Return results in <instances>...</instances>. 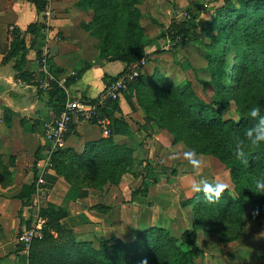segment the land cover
Segmentation results:
<instances>
[{"label":"rangeland","instance_id":"1","mask_svg":"<svg viewBox=\"0 0 264 264\" xmlns=\"http://www.w3.org/2000/svg\"><path fill=\"white\" fill-rule=\"evenodd\" d=\"M215 2L55 0L54 10L55 21L59 14L74 18L80 30L98 42V51L106 45L109 53L104 56L109 60L130 46L132 38L135 40L140 35L146 40L155 39L175 20L200 15L210 23L213 12L206 11ZM218 22L225 28L222 27L221 33L218 28L205 32L198 30L183 42L159 43L158 51L147 53L143 73L147 72L148 80L163 77L164 84H148L127 92L126 96L132 100V104L128 100L131 110L141 112L143 125L137 120L136 124L132 123L140 132L146 131L139 137L146 148L142 146L137 155L145 157V163L140 164L139 176L143 178L144 188L149 190L147 193L141 192L132 198L140 183L129 182L127 176L122 181L133 168L131 144L120 145V148L129 149L125 156L131 158V164L124 161L127 170L118 176L116 172H121V168L113 171L112 163H88L87 154L78 161L80 156L75 155V166L81 167L77 174L85 180L82 185L87 190L93 188L103 196L104 186L110 184L107 191L115 196L108 201L119 204L127 201L121 208L123 211L117 210L111 221L113 229L119 226L118 223L126 229L115 231L116 237L100 240L93 249L89 247V240L65 230L63 222L67 214L57 213L51 218L53 240L41 244L36 251L47 260L39 264H106L99 252L101 243L104 242L108 249L115 247L116 240L132 244L138 234L148 229H158V232L139 242L137 248L131 247L135 253L142 254V262L138 259L137 264L145 261L147 264H189L190 245L184 238L187 232L191 233L199 251L193 264H264V201L261 206L257 201L264 194L254 193L255 180L264 174V146L248 151L247 170L244 174L241 169L237 170L236 180L232 179L233 173L227 166L235 157L234 137L242 136L255 123L249 115L250 109L261 106L264 114V3L248 7L246 14L236 5V11L223 15L215 26ZM138 29H143L140 34H137ZM234 66L237 67V81L231 80L234 84L227 89L224 87L227 72ZM182 91L193 92L207 105H213L221 96L227 105L222 111L227 124L220 130L207 128L204 112L198 106L192 107L181 101ZM153 124L172 138V148L168 152L161 148L160 142L152 140L149 127ZM190 124L196 127V133ZM221 133L224 139H221ZM199 150L203 154L198 153ZM186 151H195L199 156L202 161L199 168L189 164L184 155ZM105 154L113 157L114 163L123 156L112 148ZM148 163L155 168L147 172L145 166ZM90 165L94 166L93 172L89 171ZM201 179L222 182L227 187L218 200L203 198L196 202L197 193L192 191V184ZM182 185L187 186V197L183 195ZM201 201L204 203L200 204ZM257 205L260 219L252 220L250 216ZM97 207L101 211L104 209L102 204ZM75 245H79L87 257L85 262L76 257ZM121 253L122 250L117 251V254ZM118 263L130 264L126 256L117 259L115 264Z\"/></svg>","mask_w":264,"mask_h":264},{"label":"crops","instance_id":"2","mask_svg":"<svg viewBox=\"0 0 264 264\" xmlns=\"http://www.w3.org/2000/svg\"><path fill=\"white\" fill-rule=\"evenodd\" d=\"M73 19L59 14L53 27L48 32L43 31V37L37 38L28 31L30 26L41 20L34 3L30 0H0V93L4 102L0 106V264H28L29 253L18 243V235L24 227L31 225L36 212L42 215L48 207H53L55 212L65 209V230L89 240L94 248L100 240L116 237L115 231L118 233L126 229L121 227L122 223L113 229L111 221L117 210L123 211L121 208L126 206L124 203L127 201L120 204L108 201L115 196V193L107 191L110 184L104 186L103 196L93 188L87 190L82 185L85 180L77 174L79 166H75L73 156L89 154L87 159H100L111 148L101 143L104 140H113L112 143L117 147L131 144L134 150L133 168L130 174L127 172L123 176L122 181L127 176L130 177L129 182L140 183L136 191L143 185L139 168L140 164L145 163V157L137 153L141 152L143 146L139 137L144 130L140 132L132 123L139 121L143 125V122L141 112L131 110L132 100L128 99L131 97L125 94L118 102V117L127 125L128 133L113 127L112 134L105 136L93 123L74 125L64 150L55 158V167L46 170L45 197L36 195L38 172L44 166L46 150L49 148L44 135V123L58 116L50 104L48 90L41 85L45 76L39 73V58L42 54L39 51L48 50L51 73L59 85L63 79L88 66L83 76L67 87L68 99H95L106 87V77L114 78L126 68L120 61L110 62L102 57L97 50L98 42L80 30ZM13 27L22 32L28 50L26 63L20 73L13 68L12 62L2 64L9 46V31ZM159 43L169 44L164 40L156 41L148 47L147 53L158 51ZM29 76H32L31 83L18 84L20 77L27 79ZM143 76L146 78L147 72L144 71ZM153 125L149 127L152 140L160 142L161 148L168 152L172 148V138L166 131L156 128V124ZM76 188L79 189L78 193H72ZM181 188L187 197V186L182 185ZM70 196L75 199H68ZM101 204L110 209L107 212L105 209L98 210L97 206Z\"/></svg>","mask_w":264,"mask_h":264},{"label":"trees","instance_id":"3","mask_svg":"<svg viewBox=\"0 0 264 264\" xmlns=\"http://www.w3.org/2000/svg\"><path fill=\"white\" fill-rule=\"evenodd\" d=\"M31 2L34 3V5L36 6L37 10L41 13V11L43 10V8L46 6V3L44 2V0H30ZM215 5L212 6L211 8H209L206 13H210L213 12L212 16H211V22L209 23L208 20L204 19L203 17L201 18L200 15H193L190 16L187 19L184 20H175L172 23H170V25L167 27V29H165L157 38L155 39H145L144 36L140 38V35H138L135 40L133 39V43L128 46L125 50H123L122 52L118 53L115 57L110 58L109 61L110 62H114V61H120L123 64L127 66L142 61L143 59H146L147 57V48L149 46H151L154 42L158 41V40H164L169 44H176V43H180L183 42L187 39H189L196 31H212V29L214 28H218V33H221L222 27L224 28V25L222 23L218 22V25L215 26L216 21H218L219 19L222 18L223 15H225L228 12H235L236 11V5L240 6V10L242 11V13L246 14L247 8L251 7L253 5H260L262 3H264V0H215ZM205 14V13H204ZM143 29H138L140 34L142 32ZM29 32L33 33L37 38L41 37V33H43L44 31V26L41 23H37L33 26H30L28 29ZM9 46H8V50L4 53V59L2 61V64H7L12 62L13 63V68L17 71V72H21L25 63H26V55H27V48L25 46V42L23 39V34L22 32L17 29L16 27H13L12 30L9 31ZM43 37V36H42ZM226 38V37H225ZM103 50H100V55L102 57L105 58L104 54H108L109 53V49L106 48V45L102 46ZM41 50L39 51V54H41ZM88 67V66H87ZM87 67L85 65L84 68H81L79 70H77L76 72H74V74L70 75L69 77H67L66 79V83L65 86H60L58 83H51L50 85V89L48 90L49 95H50V100H51V105L52 107L57 111L58 115L61 113V111L63 110L67 100H68V96L66 93V89L67 87L72 84L77 82L85 73V71L87 70ZM235 67V66H234ZM236 69L237 67L233 68L231 71L227 72V81L224 83V87L229 89L232 87V84L230 81L234 80L235 82L237 81V74H236ZM235 74H234V73ZM121 75V74H120ZM120 75L111 78V77H106V85H108L109 83L115 81ZM154 78V77H153ZM151 78V80H148L147 78H145L144 76H142L140 78V80L134 84L133 86L130 87V89L128 90V93H131L132 90H138L139 88H141L144 85H148V84H153V85H159V84H164V78L163 77H156V79ZM32 76H29V78L24 79L20 77V80L26 84L31 83ZM42 92V91H41ZM180 96L182 97L181 101H183L184 103H187L189 106H198L200 108L201 111L204 112V123L207 125V128H211V129H217L220 130V128H222L224 125H226L227 123L223 120L222 118V111L227 107V105L223 102V98H221V96H218L213 105H207L204 102H202L200 99H198L195 95H193V92H190L189 94L185 93L184 91L180 92ZM127 94V92L125 93ZM124 94V95H125ZM90 102L94 101L93 100H89ZM118 102L119 101H110L108 102L106 108L104 109V114L106 116H108L111 120V129L113 130V127L116 128L117 131H122V133H128V129H127V125L124 124V122L122 120L119 119L118 117V113H119V106H118ZM190 126L193 129V132L196 133V127L194 128L191 124ZM112 134V132H111ZM221 139H224V134L221 133L220 134ZM176 139H177V135H176ZM178 141V139H177ZM103 145H110L111 148L113 150H116L118 153H122L123 156H121V159L117 158V162L114 163L112 162V158L113 157H109V155H106L105 153H103L102 157L100 159L95 158H90V159H86V161H91L94 164H111L110 168L115 171L117 170L116 168H121V172L117 173L116 175H120L122 173H124L127 168L126 165H123L124 161H128V164H131V158L126 157V153L128 152V148H120L115 146L112 143V140H104L101 142ZM63 151V150H62ZM61 152V151H59ZM59 152L57 154H59ZM200 154H203V152L199 150ZM57 154L54 156V160H53V167H55V163H56V156ZM89 156V154H87ZM82 157H79V159H77L78 161H81ZM73 160L74 163L77 162L75 156H73ZM114 160V159H113ZM248 160V158H247ZM253 162V161H252ZM248 163V161H247ZM247 163L242 162L241 160H238L236 157H234L232 159V161L230 163L227 164V166L231 169L232 176L235 175L236 172L239 171V169H241L242 174H244L247 170ZM82 165V164H80ZM84 167V165L82 166ZM155 168L151 163L146 164L145 168L148 171H151L153 168ZM164 168V166H163ZM78 169H81V167H79ZM94 166L90 165L89 171L93 172ZM238 170V171H237ZM173 173H176V170H172ZM162 174H164V172H161ZM233 180H236V176H234L232 178ZM156 182V181H154ZM148 183V182H147ZM145 184V183H143ZM150 188V187H149ZM79 189L76 188L75 192H72L74 194L78 193ZM141 192H148L147 187L144 188V185H142L138 191L133 193V198L136 197L139 193ZM254 193L255 190H254ZM257 194V193H256ZM206 199L204 196V193L200 192L197 193L195 195L194 201L198 202L200 199ZM68 199H75L74 196H70V198ZM190 201V200H189ZM240 203V206L242 208V210H244V205L240 202V200H238ZM258 201V204L261 206V204L264 201V196H261ZM204 203L203 201L200 202V204ZM259 205H257V207H255L253 215L250 216V219L252 220H259L260 219V209H259ZM105 212H107L110 208H104ZM60 212H64L66 213L65 209H61L58 212H55L53 207H48L47 210L42 212V216L44 218L48 219V224H47V229L45 231L44 234V238L42 240H37L34 241L30 250H29V257H28V264H39L40 261H47L46 259H44V255L42 254H37V249L41 244H46L48 241L53 240V237L51 235V229L53 228L52 225V220L51 218L53 216H55L57 213L59 214ZM51 220V221H50ZM158 229L154 230V229H148L145 230L144 232H141L140 234H138L137 237H135V239L132 241V244H128L124 241H120V240H116L115 241V247L113 249H108V246L103 242L100 244V249L99 252L101 253L102 258L105 260L106 264H115L117 259H120L122 256H126V260L130 263V264H137V260L140 259V262H142V257L140 258V256L142 254H137L135 253L134 249L132 250L131 247L136 246V248L138 247V243L145 240L146 238H149L151 236H153L154 234H157ZM191 233L187 232L184 235V238L189 241V245H190V252L188 253V255L190 256L189 258L187 257V261L189 262V264H193V258H195L198 254V250L195 246L194 240L191 239ZM75 252H78V254L76 255V257L80 260V262H85L87 260V257L83 255V252L81 250V247L79 245H75ZM90 248L93 247V244L90 243ZM192 247V248H191ZM83 249V248H82ZM118 250H122L123 253L121 254H117ZM82 264V263H81ZM120 264V263H118Z\"/></svg>","mask_w":264,"mask_h":264},{"label":"built area","instance_id":"4","mask_svg":"<svg viewBox=\"0 0 264 264\" xmlns=\"http://www.w3.org/2000/svg\"><path fill=\"white\" fill-rule=\"evenodd\" d=\"M46 6L40 13V23L44 26V32H48L55 21V0H44ZM11 28L10 30H12ZM48 50H43L39 58V73L45 76L41 85L44 89L49 90L51 83H57L48 60ZM146 65V59L133 63L125 68L121 75L113 82L106 85L104 90L90 102L82 99H68L61 113L55 119L44 123V135L49 142V148L46 150L45 163L38 172L36 183V195L43 198L46 195L45 174L47 169L53 167L54 156L64 150L68 135L71 133L74 125L81 122H90L97 125L105 136H110L111 120L103 112L108 102L119 101L120 98L128 92L131 86L136 84L143 76V70ZM66 79L60 82L65 86ZM19 85H25L19 81ZM48 219L44 218L39 212H36L32 218V223L24 227L18 235V243L29 252L34 241L42 240L47 229Z\"/></svg>","mask_w":264,"mask_h":264},{"label":"clouds","instance_id":"5","mask_svg":"<svg viewBox=\"0 0 264 264\" xmlns=\"http://www.w3.org/2000/svg\"><path fill=\"white\" fill-rule=\"evenodd\" d=\"M249 115L255 121L254 125L246 129L242 136L237 135L233 139L234 155L244 163H247V154L251 148L264 146V114H262L261 106L252 107ZM184 155L193 168L201 166L202 161L195 151H186ZM254 184L255 192L264 194V174L258 177ZM226 187L227 185L222 182H209L206 179H201L192 184V191L202 192L207 200L212 201L218 200ZM144 264L147 262L145 261Z\"/></svg>","mask_w":264,"mask_h":264},{"label":"water","instance_id":"6","mask_svg":"<svg viewBox=\"0 0 264 264\" xmlns=\"http://www.w3.org/2000/svg\"><path fill=\"white\" fill-rule=\"evenodd\" d=\"M3 104H4V102H3V99H2V95L0 93V106H2Z\"/></svg>","mask_w":264,"mask_h":264}]
</instances>
